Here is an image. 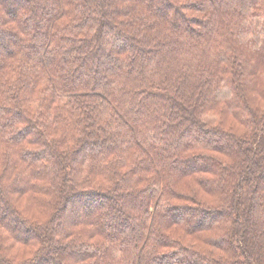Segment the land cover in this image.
Listing matches in <instances>:
<instances>
[{"label": "trees", "instance_id": "obj_1", "mask_svg": "<svg viewBox=\"0 0 264 264\" xmlns=\"http://www.w3.org/2000/svg\"><path fill=\"white\" fill-rule=\"evenodd\" d=\"M0 264H264V0H0Z\"/></svg>", "mask_w": 264, "mask_h": 264}, {"label": "rangeland", "instance_id": "obj_2", "mask_svg": "<svg viewBox=\"0 0 264 264\" xmlns=\"http://www.w3.org/2000/svg\"><path fill=\"white\" fill-rule=\"evenodd\" d=\"M16 6V5H15ZM68 218H70V217H68ZM66 221H67V218L65 219Z\"/></svg>", "mask_w": 264, "mask_h": 264}]
</instances>
